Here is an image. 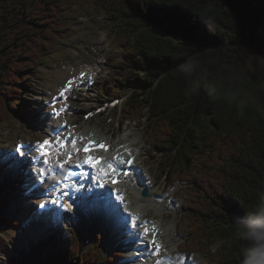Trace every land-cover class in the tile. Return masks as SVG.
<instances>
[{
    "label": "trees",
    "instance_id": "1",
    "mask_svg": "<svg viewBox=\"0 0 264 264\" xmlns=\"http://www.w3.org/2000/svg\"><path fill=\"white\" fill-rule=\"evenodd\" d=\"M78 5L107 16L123 56L117 84L100 95L123 99L122 120L144 129L161 174L186 187L189 251L219 243L209 264H241L250 245L238 227L264 201V0H0V124L68 38L66 12ZM188 62L195 70L184 75ZM80 250L73 242L17 262L110 264Z\"/></svg>",
    "mask_w": 264,
    "mask_h": 264
},
{
    "label": "rangeland",
    "instance_id": "2",
    "mask_svg": "<svg viewBox=\"0 0 264 264\" xmlns=\"http://www.w3.org/2000/svg\"><path fill=\"white\" fill-rule=\"evenodd\" d=\"M66 18L68 22L66 29L68 38H66V40L59 41L58 46L51 51L49 58L44 60L36 68L35 73L33 72L35 78L31 79V87L26 89V92L22 96V99L19 102L20 107L12 113V118L9 122L0 124V196L2 194L9 195L7 199L9 202L7 208L8 210L6 212H2L1 216L5 221L12 217L14 218L12 227L8 229L0 227V236L4 240V248L0 249V264H18L17 260H25L33 254L39 255V258L42 260L46 257V254L50 253L52 250L55 251L56 249H65L67 245H71L73 242H77L78 245H80V256L84 257L91 251L97 252V250H99V254H102L103 260L108 261L110 264H115L118 260L119 262H124V259H120V256L122 255L120 252V256H115L119 250V245H113L114 242H112V238H118L117 235L111 236V233H107V231H109L108 229H110L109 225L102 229L101 225L95 224L92 220L89 221L88 224L90 228H92L90 239L94 242V244L90 247L84 246L87 245L84 244V238H86L87 235L85 236L82 233L84 228L81 223L84 225L87 223L83 221L81 217L79 220L71 222L72 224L68 228L63 222H53V226L55 227L53 228V226H51L52 230L50 229V232H47L45 235H48L46 242L39 245L35 244V246L33 240L31 241L35 246L34 250L30 249L31 245L25 248L23 243V241L25 242V238H27L25 236H22L21 240L13 238L11 239L12 241L10 240V243L4 235L6 230L14 235L19 234L16 232H21L22 221H19L18 219H23L25 215L30 216L29 214L32 213L35 221L43 220L47 217L41 215L42 213L41 210H39V204L29 201L28 188L37 186L38 170L44 169L45 173H48L50 169L34 165L39 168H36L34 171L30 170L26 166V160H24L22 156L21 159L20 157H14V154H18L16 152L17 143L24 142L34 145L45 138L46 136L44 135V132L54 129L58 121L62 120V122H65L64 118H61L60 120L56 119L48 121H45L42 118L51 113V102L56 100L57 95L64 88L65 82L68 79H71V77L75 78L77 72L79 73L84 70L89 63L97 61L100 65L99 69L96 70L95 77H92V79L88 78L83 82V85H78L71 93L70 104L77 112V115L72 118L74 124L72 126L76 127L75 123L77 122L78 129H75L77 132H88L91 130L88 134H91L92 132L94 134L97 133V136L100 135L103 139L111 138L115 148L119 145V143H124L127 140H132L136 144V147L140 149V157L137 160L138 174L142 173V177L145 176L147 178L150 176L154 179L152 186L148 187V190L150 189L149 192L151 191L152 194L154 193L153 199L151 198V195L147 199H150L149 201H161V199L162 201L166 200L163 202L165 206H158L161 210L159 212H166L170 214V217H166L167 219L164 221L159 213L154 214L153 216H146L147 219L143 220V224L146 227H150L153 222L155 223L157 221H162L165 225L168 223H173V225H175V223H179V231L175 232L178 234L180 232L181 236L176 238V240L180 243V251H189L190 248H192V238H190L187 233V223L185 219L181 217L182 208L186 203V187L185 185L178 183L175 186L172 185L173 183L168 185L169 178L164 177L158 167L159 154L153 145L148 142L150 139L145 134L144 129L140 127L138 123L123 122L120 109H118V111H111L107 108L105 111L96 114L95 117L87 120L84 119V114L86 112L98 108L100 103L104 102L103 100L108 98V96L103 97L104 99L101 98L97 91L101 89H104L105 91H112V85L117 84L116 79L120 71L117 68V63L122 61L123 56L119 49L115 47L114 36L110 29V21L107 16L101 13L93 14L85 6L82 7L79 5L78 7L74 6L68 9L66 12ZM87 81L92 84V88L86 89V87H84V85L87 84ZM125 91L128 94L132 92L130 89ZM65 119L67 118L65 117ZM14 132L16 134L13 136L12 133ZM51 133L52 131H49V134ZM68 136H74L76 139L74 133L65 135L66 139L69 138ZM127 136L129 137L127 138ZM89 138L90 137H88V139ZM70 141L72 142L69 143V152L75 153L72 146L73 140ZM16 161H21V163H16ZM76 163L77 162L74 161L73 165ZM196 163H198V161H196ZM48 184L46 185L50 187H53L54 185L53 183L50 184V182H48ZM169 186L171 188H168ZM43 194L44 198L41 200H44L47 203L49 213H52L56 217L58 214L60 220H62L63 217H61V215H63V213L60 211L61 209L57 207L55 200L49 196V194L52 195L53 192H44ZM127 199L128 203H131V201L134 202L133 199H131V196ZM172 202H174V206L177 207L176 211L172 209L174 207ZM23 205L25 206L24 209ZM81 207L84 208V205ZM27 208L29 209L27 210ZM67 208L69 210H67V212L70 217H77L75 216L76 213L69 206H67ZM62 209H66V207L63 206ZM67 212L65 215H67ZM117 219L122 222L120 218ZM33 223L30 224L32 228L34 227ZM91 223H93V226ZM27 225H29V222H27ZM57 227L60 228L59 231L56 230ZM61 227L64 230H62ZM94 227L98 228L97 231L94 230ZM25 230L27 233L31 234L29 226L28 230L27 227ZM110 232L115 233V228L113 227L112 230L110 229ZM123 237L124 235L121 238ZM28 240L30 241L31 239ZM219 246V243H215L209 248L204 245V248L195 253V256L192 257L193 263L209 264L212 254L216 252Z\"/></svg>",
    "mask_w": 264,
    "mask_h": 264
},
{
    "label": "bare ground",
    "instance_id": "3",
    "mask_svg": "<svg viewBox=\"0 0 264 264\" xmlns=\"http://www.w3.org/2000/svg\"><path fill=\"white\" fill-rule=\"evenodd\" d=\"M81 71L78 73L77 72V75L80 74ZM93 75H90L89 78H92ZM74 78V77H71V79ZM66 83V82H65ZM66 87V86H65ZM61 92V91H60ZM62 103L59 102V108L62 107ZM66 122H62V120L58 121L57 124H56V127L55 128H58L60 129L61 131H64L65 132V135H69V134H72L74 133L75 134V137L77 140H81L79 142V145L81 147H83V145L90 139H88V137L90 136V134H88V132L90 133L91 130H89L88 132H80V131H70L68 126H66L65 124ZM77 130V129H76ZM91 134H94L91 132ZM44 136V135H43ZM97 136V133H95V137ZM64 138L66 139V137L64 136ZM103 140H109V138H105V139H102L101 141ZM34 145H29L28 144V147L29 149L26 151V154L27 152H29L32 148H33ZM133 146H135V144H132L130 146V148H132ZM126 152L127 151H130V150H125ZM122 149L120 148L119 150H117L114 154L115 155H118L119 153H122ZM112 151H109V153L106 155V158H107V162L108 164H115L117 163V161L115 162L114 159H112L111 155H112ZM135 153L137 154L138 151H135ZM29 155V154H27ZM23 158V157H22ZM82 155L81 153H78V154H75V159L72 160L70 159V153L66 150L64 151H60V152H55L51 157H50V164L49 165H45L44 163L43 164H39V166L43 167V168H46V167H52L53 170L55 169H58V170H61L62 168L60 167V165L62 163H64L65 161H67V163L65 164V167L64 168H72L74 167L75 165H73V162L76 161V162H80L82 160ZM35 165V164H34ZM149 175V174H148ZM151 175V174H150ZM168 176V175H167ZM145 177V176H144ZM148 178V177H147ZM194 178V177H193ZM146 179V177H145ZM172 181V180H171ZM36 182V181H35ZM50 182V180L48 181ZM170 182V181H169ZM189 182V181H188ZM31 185V184H30ZM29 185V186H30ZM33 187V186H32ZM50 187V186H49ZM54 187H56V185L54 186L53 185V188H48V186H46L44 189H33L31 191V194L29 195V201L30 202H37L38 200H41L44 198V192L48 193V192H53V189ZM149 187V186H148ZM147 187V188H148ZM29 189V188H28ZM160 190V189H159ZM28 191V190H27ZM104 191V190H103ZM118 193H121L123 194V198H126V196L128 194H132L131 196V199H133L134 203L131 201V203H127L124 199H120V202L118 203L121 204L119 207H121L120 211H119V216H116V217H112V212H111V208L108 209V212L110 213V216H107L105 217L103 215V217L101 216H98L97 213H95L94 211H88L87 214H83V216H81L82 220L85 221L87 224L85 225L84 227V230L86 232V235L88 237H90V234L92 233V228H90L88 222L89 221H93L95 224H98V225H101V228L104 229L106 228L108 225H109V228H110V225L116 223V221L118 220L117 218L120 217V216H125V219H132L133 221H138L139 219L143 218L141 215H137L133 210V208H135V205H139L141 203H143V207H142V214L144 213L145 216H153L154 214H157L159 213L160 216L163 218V221L166 220V216H167V213L165 212H159L161 211L160 208H158V206H165L163 205L162 203H159V202H155V201H149L150 199H141L140 196H139V193H140V187H138V185H134L133 188H132V191L129 193V191L127 190H121V191H118ZM156 193V192H155ZM154 194V193H153ZM47 196V195H46ZM97 197H99V195H96ZM46 198V197H45ZM130 199V198H129ZM168 199V198H167ZM159 201V200H158ZM170 201V200H169ZM153 202V204H155L154 206L151 204ZM66 203H69L68 201H66ZM147 204V205H145ZM24 205H23V209H24ZM126 207V208H124ZM165 208V207H164ZM29 208H27L28 210ZM97 209V207L95 206H91L89 210H95ZM166 209V208H165ZM144 211V212H143ZM67 212L66 209H62V213L65 214ZM16 213V212H15ZM25 215V214H24ZM30 216L28 215H25L23 219H18L19 221H22V230L21 232H16V233H19V234H12L10 232H4V235H5V238L10 242L11 239H19L21 240L22 239V236H25L27 238H25V242L23 241L24 245H25V248H27V246H30L32 245L31 242L28 240V239H31L33 236H32V232H33V228L32 226H30V224L33 223V220H32V217H33V214H29ZM89 216H92V217H89ZM80 217H76V220H79ZM154 220V219H153ZM179 220V219H178ZM27 222H29V225H27ZM123 222V221H122ZM150 222V221H149ZM162 221H157L155 223H152V226H151V229H150V232L148 234H146L145 236L146 237H149L148 241L151 240V238L153 237V234H154V231L157 229V226L160 224V226L162 225V227L156 232V235L157 237H160L161 240L158 241L156 244H159L161 245L162 243L165 244V246L168 248L167 250L169 251V253H173V251L178 250L180 252V245L176 242H173L172 240V236L176 234L175 231H179V223H175V225H173V223H169V225L167 226V224L165 225L164 223H162ZM47 225V224H46ZM28 226H29V231L31 234L27 233V231L25 230V228L27 227V230H28ZM43 227V226H42ZM95 231H97V227H94ZM57 229V228H56ZM154 229V231H153ZM109 230V229H108ZM94 232V231H93ZM120 232V230L118 231ZM111 233V232H109ZM117 235V234H116ZM110 237V236H109ZM118 237V236H117ZM16 239V240H17ZM33 242H34V245L36 244V242L34 241V237H33ZM12 241V240H11ZM32 242V243H33ZM11 243V242H10ZM29 248V247H28ZM119 249V248H118ZM160 249V248H159ZM184 249V248H183ZM28 250V249H27ZM134 251H137V249H133ZM140 251H143L142 254H144L146 257H145V262H147L148 264L151 262V260H159V261H164V264H180L182 263V259H180L179 257H173L171 259H168L165 255H163L164 253H166V250H163L162 254L159 256V257H156L154 255V252L156 251V248H155V244L153 243V246H152V243H150V245L148 244L147 246H143L142 248L139 249V252ZM119 252H120V249L118 250V252L115 254V256H118L119 255ZM149 252H152L153 254L152 255H149ZM120 256V255H119ZM138 257H143L142 255H138ZM128 264H139V262L137 261H134V260H131L128 262ZM154 264H157V262H155Z\"/></svg>",
    "mask_w": 264,
    "mask_h": 264
},
{
    "label": "snow or ice",
    "instance_id": "4",
    "mask_svg": "<svg viewBox=\"0 0 264 264\" xmlns=\"http://www.w3.org/2000/svg\"><path fill=\"white\" fill-rule=\"evenodd\" d=\"M73 83H75V81H69L68 82V86L61 90V92H60V96L61 97H64L66 93L70 92L71 85ZM56 103H59V100H57ZM50 106L52 108L51 113L49 115H46V116H44L42 118L45 121L58 119L61 116V113L66 110L64 108L56 107V104H51ZM49 131L55 132V135H49ZM49 131H45L44 132V135L47 138L44 139L42 142H38L36 144V146H35L36 147V151H38V153H39V158H45L44 159V164H46V165L50 163V161L48 159H46V157H48L52 153L53 149H59V148L64 147V145L61 143L64 140V136L60 133L59 129L58 128H54V129H51ZM71 142L72 141H69V143H71ZM95 147L106 148V146L103 145V144L92 145L91 147L88 146V145H85L82 150L85 153H87L90 150H93ZM45 149H47V151H45ZM16 152L20 153L21 156L25 155V153L22 152L20 148H17ZM34 159H36V157H34ZM116 159H117V164H115V165L114 164H110L109 165V167L113 168L114 171L121 170V169H119L117 167V165L122 166L124 164L131 163V161H126V160H124L122 158H119V157H117ZM16 163H21V161H16ZM66 163H67V161L62 163L60 165V167L64 168ZM84 163H86L88 165H91L92 168H95L97 166V164L100 163V161L98 159H95V158L89 156L88 159ZM82 166L83 165H79V164L76 165V167H82ZM37 177L40 180V182L43 183L45 181V179H46L45 170L44 169L38 170ZM113 182L115 183V181H113ZM107 195H108V197L111 196L110 193H108ZM45 207H46V204H44V203H41L39 205L40 209H45ZM108 208H111V212H112V217L113 218L120 215L119 214V205L115 204L114 201H111L110 199H106L105 202L99 208H97L95 210H87V211H90V212L94 211L97 214L104 215L105 217H107L108 216ZM41 215L48 216L49 213H42ZM57 218H58V222H63V223H67L69 221L75 222V220H76V217H69L67 221H62V220L59 219L58 214H57ZM123 219L124 218L122 216H120V220L123 221ZM147 232H148V229L145 228V234H147ZM134 235L138 239H140V242H142V239L140 237V233H135ZM152 242L155 243V238H153ZM155 248H156V253H158L160 245L159 244H155ZM152 254H153L152 252H149V255H152ZM157 264H163V262L158 260Z\"/></svg>",
    "mask_w": 264,
    "mask_h": 264
},
{
    "label": "clouds",
    "instance_id": "5",
    "mask_svg": "<svg viewBox=\"0 0 264 264\" xmlns=\"http://www.w3.org/2000/svg\"><path fill=\"white\" fill-rule=\"evenodd\" d=\"M195 70L191 62L182 66V74L188 75ZM247 223L246 228L238 227L240 238L249 242L248 247L242 250L241 264H264V201L254 212L242 217Z\"/></svg>",
    "mask_w": 264,
    "mask_h": 264
},
{
    "label": "water",
    "instance_id": "6",
    "mask_svg": "<svg viewBox=\"0 0 264 264\" xmlns=\"http://www.w3.org/2000/svg\"><path fill=\"white\" fill-rule=\"evenodd\" d=\"M143 196L144 197H147L148 196V193L146 191L143 192Z\"/></svg>",
    "mask_w": 264,
    "mask_h": 264
}]
</instances>
